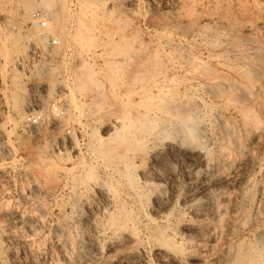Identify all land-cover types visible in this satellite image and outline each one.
I'll use <instances>...</instances> for the list:
<instances>
[{"label":"bare ground","instance_id":"6f19581e","mask_svg":"<svg viewBox=\"0 0 264 264\" xmlns=\"http://www.w3.org/2000/svg\"><path fill=\"white\" fill-rule=\"evenodd\" d=\"M43 1L45 12L47 16L49 15L48 19L52 24L57 16L56 12H51L55 3L53 0ZM130 1L126 0V2ZM156 1L148 0L152 5ZM168 1L173 4L174 9L170 10V14L160 22L162 25L171 22L174 29L184 28L186 36L192 38L193 42L210 28L215 29V38L222 37L223 30L231 25V9L227 0ZM86 3L85 0L77 2L78 12L76 10L74 12L84 40L87 36L82 34V31H86L85 34L89 30L88 33L92 31L88 29L91 27L87 28V26H93L98 9L87 8ZM205 3L209 8H206L208 9L206 13L203 9ZM262 21L264 20L258 24L252 21V23L246 22L247 25L245 24L243 28L240 26L244 36L249 37L246 39L248 41L237 43V46H230L228 42L230 52L227 51V55L225 51L218 53L219 51L214 50V46L211 47L213 50H207V57L204 58L199 55L200 53H194L192 47L188 45L185 50H179L180 48L175 47L173 41L169 40L166 43L163 41L165 44H161L160 41L155 44L150 43L141 61L145 67L143 73L152 71L153 67L156 71L153 70L151 73L152 89L147 91L150 92L149 95L145 94L147 89L143 90L144 95L141 94L140 97L136 95L138 99L140 98V101H137L138 105L142 106L143 110H137L135 122L131 121L132 119L127 120L129 124L122 127L116 122L110 125L106 132H101L102 134L96 132L100 135L97 141L94 139L96 143L90 144L89 148L95 152L102 151L100 153L105 156L102 157L101 154L100 158L113 164L109 169H113L116 175L118 173L130 182L135 178V176L131 178V171L135 166L130 164L132 159L129 161L128 155L135 150L141 152L146 146L142 143L145 141L143 137L138 138L140 136L136 135H141L140 133L144 131L146 134L154 135V139L160 141L162 146L159 145L161 148L158 147L156 150L154 148L155 151L149 157V166L139 171V185H136L143 189H148L150 185L164 186L166 193L162 194L163 196L161 194L155 196L153 200L150 199L151 209L143 217L141 215L143 193L140 192L143 189L131 190L136 191L133 192L134 196H137L139 191L138 199L135 197L133 199L130 194L133 200H129L128 196H126L128 199L124 197L125 200L120 199L121 197L117 199L121 194L115 197L116 194L113 196L108 190L110 187L107 189L106 184L105 187L101 184L102 187L97 192L99 201L96 203L98 199L93 200L96 203L95 206L92 205L94 207L82 208L84 214L80 218L81 221L79 220L82 227H79L86 235L78 244L80 251L76 247L79 255L77 261L73 259L77 264H93L100 256L104 259V264H264V78L258 77L255 71L256 60L259 57L256 60L254 58L259 46L252 40L258 31L263 32ZM160 22L158 23L161 24ZM137 30L132 29L133 32L129 30L131 33L128 32L129 34L111 40L110 46L114 45L118 49L117 46L129 42L128 38L140 39L142 33L140 29ZM88 33L87 35L91 37ZM207 43L212 44L213 41ZM117 51L119 52V49ZM106 55L111 54L107 52ZM113 55L118 57V54ZM120 57L117 60H120ZM122 58L125 56L123 55ZM8 59L9 56H6V64ZM21 76L15 75L10 82L11 93L6 96L7 105L10 107H15L12 100L16 92L22 88ZM129 101L131 99H128ZM204 111L207 112L208 124L210 122L212 129L207 128ZM135 124L138 125L137 129ZM127 127L130 128V133ZM120 130L125 131L127 135L130 134L128 137L125 136L127 137L125 142L115 145L117 147L113 148L114 150H105L106 145L112 146L113 138ZM145 148L147 149L148 146ZM117 149H123L122 153L116 155V158L112 157V153L115 154ZM207 152L216 153L218 159L213 164H207ZM118 164H121L122 169ZM107 165L104 166L108 168ZM125 178H122L123 181ZM126 184L128 186L129 183ZM254 188L255 199L249 208L245 198ZM176 205L177 210L174 212L172 209H175ZM35 221L31 222L30 235H34L33 232L36 230L38 221ZM108 233L113 240L110 241L108 252L103 254L101 243ZM57 246L62 254L61 264H68L66 254L75 248L70 241L64 242V245L58 243ZM148 248L152 252L150 260L146 256ZM2 252L3 245L0 243V254ZM69 260L68 262L72 261Z\"/></svg>","mask_w":264,"mask_h":264},{"label":"rangeland","instance_id":"374dc122","mask_svg":"<svg viewBox=\"0 0 264 264\" xmlns=\"http://www.w3.org/2000/svg\"><path fill=\"white\" fill-rule=\"evenodd\" d=\"M53 1L55 6L53 5L51 12H56L57 18L55 17L50 24L43 0H0V243L3 245L0 264H61L62 254L57 245L58 243L64 245L67 241H70L75 250L66 254V258L72 261H66L68 264H77L76 258L80 251L78 244L86 235L83 234L85 232L81 229L79 220L84 214L85 207L95 206L99 201L97 192L100 187L103 185L105 187L106 184L107 189L110 187L108 190L113 193H111L113 196L116 194L115 197H117V194H121L117 199L121 197L120 199L126 200V196L130 198L129 200L132 197L138 199L139 191L138 195L134 196L135 190L143 189L137 186L139 171L149 166V157L158 147L161 148L162 143L155 140L152 134H146L145 131L138 132L142 136L139 134L136 136L143 137L145 141L142 143L148 148L144 147L145 149L143 148L141 152L135 150L129 153L127 159H132L129 160L130 164L135 166L133 172L131 171V178L133 176L137 178L131 179L130 182L124 176L121 177L118 173L116 175L113 169H109L113 167V164L100 158L102 151H96L98 155L95 151H91L89 146L95 144L98 135L106 132L110 125L118 122L121 127L126 126L130 119L135 122L137 110H143V107L138 105L140 98L138 99L136 95H144L145 89H147L145 94L149 95L150 92L147 91H151V73L156 71L153 67V72L143 73L145 67L141 61L150 43L155 44L160 41L161 44H165L169 40L173 41L175 47L180 48L179 50H185L188 45L192 47L194 53H200L199 55L204 58L207 57V50H213L214 47V50L219 51L218 53L225 51L227 55L226 52H230L228 45L237 46V43L248 41L246 39L249 37L244 36L243 29L241 30L245 24L252 22L258 24L264 20V3H262L264 0H242L241 2L225 0L231 9V25L229 26L231 28L227 27L223 30L222 37L216 36L218 40L215 38V29L210 28L193 42L192 38L186 36L184 28L174 29L173 23L168 22L162 25L160 22L170 14V10L174 9L173 4L171 5L168 0H162L165 4L157 0L158 2L156 1L157 3L153 5L148 0H131L132 3L126 0H85L87 8L98 9L93 26H87V28L91 27L88 29H91L92 33H88L90 30L87 32L91 37L85 34L86 31H82L86 38L89 37L84 40L79 31L77 15L74 17L77 2L81 0ZM206 8L208 6L205 3L204 13L209 9L206 10ZM256 9L260 12L258 13ZM35 14H41L47 24L45 29L34 19ZM137 28L141 30L139 31L143 36H140L142 41L139 38L137 40L128 38L129 42L117 46L119 52H116L118 49L114 45H112L114 48L110 46L111 40L126 33L129 34ZM146 32L149 35L145 34ZM47 38L57 40L58 46L48 50ZM219 38H221L220 41ZM252 40L256 41L254 43H257L256 45L261 49L258 48L254 58L256 60L259 57L258 61L256 60L257 63L255 62V71L258 77L264 78V30L261 33L258 31ZM208 41H213L214 45L208 44ZM235 41L236 44H234ZM107 52L111 55H106ZM121 52L124 53L125 58H122V54L119 55ZM113 54L121 56L120 60H117L119 58ZM6 56H9L7 64ZM17 74L22 75L21 84L23 85L20 88L21 92L20 90L16 92L14 101L12 100L15 108L7 105L6 96L11 93L10 82ZM128 99L131 101L128 102ZM56 108L58 111H55ZM37 109L44 112L45 122L36 128L24 126L23 117ZM203 114L206 117L208 130L212 129L210 122L208 124L207 112L204 111ZM136 125L135 129L138 128ZM127 129L129 132L130 128L127 127ZM96 132L100 134L97 135ZM118 133L113 138L116 144L111 141L112 146L106 145L105 150L116 148L115 145L122 144L130 135V132L127 135L122 130ZM118 135L122 138L118 139ZM94 139H96L95 142ZM122 151L123 149H117L115 154L112 153V157L116 158ZM133 153L134 156L130 158ZM103 156L105 154H102ZM217 159L216 153H206L208 165L213 164ZM102 163L110 166L107 165L108 168H106ZM118 165L122 169L121 164ZM122 178L125 180L123 181ZM113 179H117L118 183ZM126 183H129L128 186ZM131 185L134 188L130 187ZM133 189L135 192L131 191ZM140 192L143 193L141 199L142 211L145 212L141 211L143 217L151 209L150 199L153 200L155 196L160 194L163 196L162 194L166 193L164 186L157 185H150L148 189L144 188ZM254 199L255 188L245 198L249 208ZM174 210H177V205L175 209H172ZM35 220L38 221V228H35L37 231L33 232L34 235H30L29 228L31 222H36ZM103 239L101 251L106 254L110 241L113 239L109 233ZM150 252L151 249L148 248L146 256L149 260L152 258V252ZM94 263L104 264V259L100 256Z\"/></svg>","mask_w":264,"mask_h":264},{"label":"built area","instance_id":"2783aa9c","mask_svg":"<svg viewBox=\"0 0 264 264\" xmlns=\"http://www.w3.org/2000/svg\"><path fill=\"white\" fill-rule=\"evenodd\" d=\"M34 19L41 25L43 29L46 28L47 24L42 18L41 14H35ZM47 47L48 50L55 48L58 46V41L52 38H47ZM55 111H58L57 108ZM45 122V114L42 110H33L31 113H27L23 119L22 123L24 126L29 127V128H36L41 126Z\"/></svg>","mask_w":264,"mask_h":264}]
</instances>
